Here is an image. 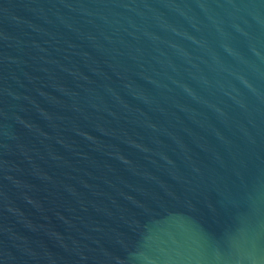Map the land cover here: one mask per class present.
I'll return each instance as SVG.
<instances>
[{"label":"water","instance_id":"water-1","mask_svg":"<svg viewBox=\"0 0 264 264\" xmlns=\"http://www.w3.org/2000/svg\"><path fill=\"white\" fill-rule=\"evenodd\" d=\"M0 264H264V0H0Z\"/></svg>","mask_w":264,"mask_h":264}]
</instances>
